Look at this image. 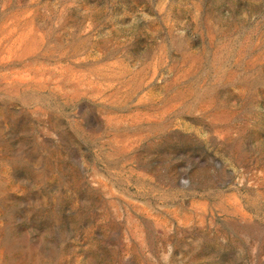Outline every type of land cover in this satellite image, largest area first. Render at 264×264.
<instances>
[{
  "label": "rangeland",
  "instance_id": "374dc122",
  "mask_svg": "<svg viewBox=\"0 0 264 264\" xmlns=\"http://www.w3.org/2000/svg\"><path fill=\"white\" fill-rule=\"evenodd\" d=\"M0 264H264V0H0Z\"/></svg>",
  "mask_w": 264,
  "mask_h": 264
}]
</instances>
